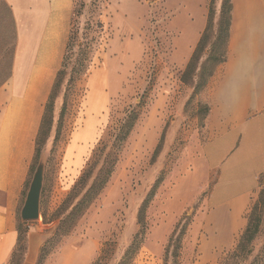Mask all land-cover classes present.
<instances>
[{"label":"rangeland","instance_id":"rangeland-1","mask_svg":"<svg viewBox=\"0 0 264 264\" xmlns=\"http://www.w3.org/2000/svg\"><path fill=\"white\" fill-rule=\"evenodd\" d=\"M222 1L213 5L215 23ZM210 2L73 0L63 74L56 77L42 123L48 138L36 145L45 158L40 218L23 224L25 251L17 264L25 263L29 242L36 247L32 264H38L49 241L43 264H119L135 239L140 245L129 264H170L168 240L183 225L178 264H223L235 250L248 214L245 226L229 224L226 210L206 207L209 188L195 195L187 181L193 171L186 166L190 150L205 137L207 105L200 101L203 91L194 95L195 83L182 85L180 74L186 49L196 47L204 31ZM15 45L11 9L0 0V87L11 75ZM94 70L112 75L117 87L99 121H81L83 132L66 153L70 158L76 151L79 172L64 178L62 152ZM163 131L160 153L152 161ZM37 163L36 158L29 183ZM159 177L141 235L137 212ZM214 179L211 173V183ZM239 264H264V216L251 256Z\"/></svg>","mask_w":264,"mask_h":264},{"label":"crops","instance_id":"crops-1","mask_svg":"<svg viewBox=\"0 0 264 264\" xmlns=\"http://www.w3.org/2000/svg\"><path fill=\"white\" fill-rule=\"evenodd\" d=\"M6 3L16 45L11 75L0 87V264H9L15 249L16 215L35 158L44 109L63 66L74 10L73 0ZM231 14L227 60L216 68L200 95L209 109L204 118L205 137L196 150H190L186 166L193 168L187 181L195 195L209 188L206 207L226 210L228 223L243 227L264 176V0H232ZM194 47L186 49L181 70ZM116 87L110 74L95 70L89 74L80 112L62 152L64 178L79 172L76 151L70 158L66 153L73 137L83 132L81 121L88 117L89 123L99 121ZM91 106L99 111L92 112ZM211 173L215 174L213 183ZM28 246L24 264H32L36 254V247L30 242Z\"/></svg>","mask_w":264,"mask_h":264},{"label":"trees","instance_id":"trees-1","mask_svg":"<svg viewBox=\"0 0 264 264\" xmlns=\"http://www.w3.org/2000/svg\"><path fill=\"white\" fill-rule=\"evenodd\" d=\"M214 3H215V0H211L210 7L207 13L208 18H207L206 25L204 27V31L200 35L199 40L196 43V47L193 50L191 56L189 57L188 59L189 61L186 64L183 72L180 74V82L182 85L185 86L188 84L195 83L193 87L194 95H197L201 93V91H203V89L208 84L209 80L214 76L213 74L216 68L224 64L227 60L226 53H227V47H228L227 43H228L229 34H230L229 27H230L231 16H232L231 14L232 0L222 1L220 10L218 13L219 17L216 23H215L216 14L213 8ZM64 58H63V62H64ZM62 74H63V71L60 70L57 73L56 77ZM203 109L205 110V115H206L209 109L207 106ZM64 111L65 109H63V113ZM44 116H45V113L43 115V118L40 124L41 126H40V129L36 137V145L38 144L39 147L42 146L46 142V139L48 138V134H49V130L46 131V127L43 130L42 123H43ZM134 120L135 118L132 121H129V126H128L127 131H129V129L132 127ZM47 124L50 125V123H47ZM164 132L165 131H163L162 134L160 135L159 142L157 143V146L153 150V155L151 159L152 161H155L157 159V156L160 153L159 151L162 147L164 137H165ZM40 157H41V150L40 148L35 147L34 160H36L37 158L39 161ZM33 164H34V161H33ZM33 164H32V167H33ZM32 167L30 169L31 172H32ZM31 172H30V175H31ZM28 183H29V178L27 182L25 183L26 187L22 193V199L28 187L27 186ZM160 184H161V178L159 177L155 181V184L152 186V188L149 190V192L144 197V200L138 209V212H137L138 213V224L140 225V228H141V233H140L141 235L144 233V229H145L144 228V220H145V214H146L145 211L147 210L150 203L155 198L154 197L155 193L158 190V187L160 186ZM258 194L259 195H258L257 200L249 208V212L247 215L246 228L244 229L241 236L239 237L238 239L239 241H238V244L235 250L230 255H228V258L225 260L223 264H231V263L239 264L251 256L252 243L254 242V239L257 237V235L260 232L261 222L264 216V176L260 178V191ZM22 202H21V205H22ZM21 205L19 206L18 212L21 208ZM17 221H18V216H17ZM23 224H25V222L23 223L20 222L18 226L16 225L17 241H16L15 249L12 252L10 259H9V262H11V264H17L18 261L20 260V256L25 251L24 243H25L26 231L22 228ZM186 228L187 227L183 225L177 235H176L177 230L175 229L173 235L168 240L169 243H168L167 249L168 251L169 250L172 251L170 255L172 259L170 264H178L179 251L182 247L181 240H182V237L186 233ZM51 243L52 241L47 242V244L41 249L39 253V257H38V264H43L45 258L47 257V255L49 254L52 248ZM139 245H140L139 241L135 239L132 242V245H130L129 249L126 251V253L122 257V261L119 264H129L131 260L130 259L131 256L137 251Z\"/></svg>","mask_w":264,"mask_h":264},{"label":"water","instance_id":"water-1","mask_svg":"<svg viewBox=\"0 0 264 264\" xmlns=\"http://www.w3.org/2000/svg\"><path fill=\"white\" fill-rule=\"evenodd\" d=\"M45 158L41 155L32 179L29 183V188L26 192L24 203L19 212V216L22 222L38 221L40 218V197L43 189V179L45 173Z\"/></svg>","mask_w":264,"mask_h":264}]
</instances>
